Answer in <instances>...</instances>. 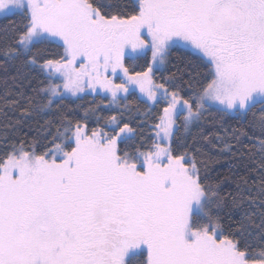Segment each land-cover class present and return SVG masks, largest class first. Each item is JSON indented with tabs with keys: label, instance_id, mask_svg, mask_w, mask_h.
Instances as JSON below:
<instances>
[{
	"label": "snow or ice",
	"instance_id": "snow-or-ice-1",
	"mask_svg": "<svg viewBox=\"0 0 264 264\" xmlns=\"http://www.w3.org/2000/svg\"><path fill=\"white\" fill-rule=\"evenodd\" d=\"M0 18V264H264V0Z\"/></svg>",
	"mask_w": 264,
	"mask_h": 264
},
{
	"label": "trees",
	"instance_id": "trees-1",
	"mask_svg": "<svg viewBox=\"0 0 264 264\" xmlns=\"http://www.w3.org/2000/svg\"><path fill=\"white\" fill-rule=\"evenodd\" d=\"M11 19L13 20H18V18L16 17H12ZM8 23V20H5V19H2L0 18V26L4 25V24H7ZM3 92H4V86L3 84H0V96L3 95ZM101 97H94L92 95H89V96H86L84 98L83 101H77V103H81L83 104L84 106H89L90 104H98L99 101H100ZM2 103V102H0ZM103 115H110L111 113L110 112H103L102 113ZM12 114L9 113V116H11ZM259 114H257L258 116ZM249 119H252V117L250 116ZM5 117L3 116L2 113H0V131H2V126L3 124L5 123ZM237 126V123L235 120H229L225 125H224V128H232V127H236ZM206 128L210 129L213 133H216V132H219L221 136H224L225 133L223 131V129H221L219 127V125H216V126H213L212 124H207L206 125ZM24 132H28V129L25 128L23 130ZM147 131V130H146ZM32 133H29V135H31ZM219 147H222V144H219L218 145V148ZM218 149H214L213 152L215 153ZM218 159V163L214 164L213 167H215L218 171H221V172H227L228 171V168L229 166L231 165L232 163V160H231V157L229 156H218L217 157Z\"/></svg>",
	"mask_w": 264,
	"mask_h": 264
}]
</instances>
